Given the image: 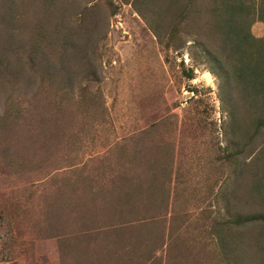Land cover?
Instances as JSON below:
<instances>
[{
    "label": "rangeland",
    "instance_id": "rangeland-1",
    "mask_svg": "<svg viewBox=\"0 0 264 264\" xmlns=\"http://www.w3.org/2000/svg\"><path fill=\"white\" fill-rule=\"evenodd\" d=\"M83 2L103 19L89 51L98 82L0 83V264H222L213 224L228 218L242 167L262 168L264 129L226 135L192 36L166 48L132 4ZM12 22L0 37L21 36L27 21ZM252 33L264 37V23ZM233 138L248 151L231 156ZM256 183L247 212L264 196Z\"/></svg>",
    "mask_w": 264,
    "mask_h": 264
},
{
    "label": "trees",
    "instance_id": "trees-1",
    "mask_svg": "<svg viewBox=\"0 0 264 264\" xmlns=\"http://www.w3.org/2000/svg\"><path fill=\"white\" fill-rule=\"evenodd\" d=\"M83 1L0 0L1 25L11 26L18 15L23 23L27 21L21 36L15 30L0 37V83L18 78L17 74H29L33 84L57 80L63 88L78 79L98 82V68L89 51L97 40L95 34L102 33L97 29L103 19L95 5L84 6ZM120 1L135 6L166 48L182 39L175 46L180 49L187 43L184 37H193L190 46L195 58L218 80L226 135L242 139L252 129H264V37L252 33L256 22L264 23V0ZM158 2L160 9L154 7ZM111 6V15H116L120 6ZM234 138L233 147H226L231 156L248 151L247 145L237 148ZM252 165L257 163L242 167L244 172L230 191L228 218L213 224L215 251L222 264H264V196L250 205L256 207L253 212L243 205V198L257 199L259 179L264 194V163L260 170Z\"/></svg>",
    "mask_w": 264,
    "mask_h": 264
}]
</instances>
